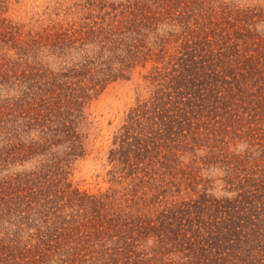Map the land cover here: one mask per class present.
<instances>
[{
  "label": "trees",
  "instance_id": "trees-1",
  "mask_svg": "<svg viewBox=\"0 0 264 264\" xmlns=\"http://www.w3.org/2000/svg\"><path fill=\"white\" fill-rule=\"evenodd\" d=\"M97 6L89 21L24 38L0 21V49L14 52L0 56V264H79V241L99 264H264L263 9ZM135 72L147 94L107 157L124 192L71 188L86 106Z\"/></svg>",
  "mask_w": 264,
  "mask_h": 264
},
{
  "label": "rangeland",
  "instance_id": "rangeland-1",
  "mask_svg": "<svg viewBox=\"0 0 264 264\" xmlns=\"http://www.w3.org/2000/svg\"><path fill=\"white\" fill-rule=\"evenodd\" d=\"M98 1L0 0V21L6 19L15 25L20 32L19 38H24L29 32L40 35L52 32L56 28L62 31L69 29L73 23L79 24L83 21H89V15L92 17L97 15L99 12ZM108 1H113L116 5L121 0ZM232 1L240 6H256L264 11V0ZM103 10L110 11L111 9L106 6ZM3 52H7L10 56L14 53L13 49H0V56ZM146 94V89L142 85L138 72H135L130 80L109 84L86 106V118L80 129L85 136L86 153L83 157L76 159L69 168L67 181L71 183V188L88 191L90 194L103 193L108 189L124 192L122 190L123 184H115L109 180L108 171L111 169V164L108 163L107 159L108 150L112 146L115 131L129 109ZM31 167L30 162H26L22 166L20 164L15 165L12 170L16 172L21 169L28 170ZM71 239L72 237L69 236V241ZM78 243L79 253L76 254V257L82 258L79 264H99L97 252H92L95 247L91 244L92 242L79 241ZM69 246H73V244L71 242L65 243L62 248L65 250ZM106 256L107 254L104 255V258ZM59 257L53 255L52 258L55 260L52 262L53 260L50 258L49 264H69V261L62 263V260L69 259V256L60 255Z\"/></svg>",
  "mask_w": 264,
  "mask_h": 264
}]
</instances>
